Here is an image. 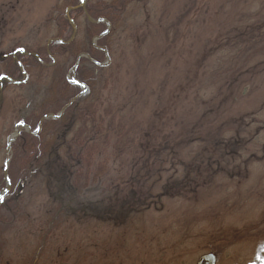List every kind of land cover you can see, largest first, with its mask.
Listing matches in <instances>:
<instances>
[{
  "label": "rangeland",
  "instance_id": "rangeland-1",
  "mask_svg": "<svg viewBox=\"0 0 264 264\" xmlns=\"http://www.w3.org/2000/svg\"><path fill=\"white\" fill-rule=\"evenodd\" d=\"M70 1L0 0V78L3 55L47 43L49 11ZM118 34L87 123L120 150L54 223L45 158L0 212V264H264V0H149ZM21 95L5 91L4 180Z\"/></svg>",
  "mask_w": 264,
  "mask_h": 264
},
{
  "label": "trees",
  "instance_id": "trees-1",
  "mask_svg": "<svg viewBox=\"0 0 264 264\" xmlns=\"http://www.w3.org/2000/svg\"><path fill=\"white\" fill-rule=\"evenodd\" d=\"M147 1L88 2L86 10H83L78 7L79 0H72L69 2V7L73 9L71 12L57 4L51 8L45 20V25L55 32L47 43L39 45L35 50L24 49V53L15 54L8 51L3 55V73L0 78V152L5 148V127L1 126V120L5 115L7 89L16 87L22 90L20 97L23 108L19 123L28 127L30 132L23 130L11 144L7 156V160L10 158L7 177L11 188L4 196L0 212L10 206L36 168L48 158L46 166L49 169L58 168L59 171L52 175L53 182L58 185L59 191L62 189L66 193H62L64 197L61 199L59 191L55 193L54 199L61 203L59 212L51 220L54 223L61 211L78 205L83 190L101 177L97 172L116 157L115 152L120 150V143L113 140L111 127L106 130L100 124L88 128L87 122L89 116H94L98 109H105L104 98L107 97L102 92L108 89L110 79L104 77L113 68V65L106 66L105 63L108 57L115 60V40L121 23L135 7ZM80 17L84 19L83 24L79 22ZM99 19H105L111 29L108 31L107 23L98 22ZM81 26L83 39L78 43L75 28ZM250 61L247 56V64ZM83 87L86 88L84 92ZM82 104H85L83 109L80 107ZM66 106L62 116L55 118ZM107 109H111L110 104ZM80 122L82 125L78 127ZM13 132L11 128L9 136ZM5 181L1 177L0 193L6 187Z\"/></svg>",
  "mask_w": 264,
  "mask_h": 264
},
{
  "label": "water",
  "instance_id": "water-1",
  "mask_svg": "<svg viewBox=\"0 0 264 264\" xmlns=\"http://www.w3.org/2000/svg\"><path fill=\"white\" fill-rule=\"evenodd\" d=\"M85 0H80V6L83 8V10H86L85 8ZM89 20L91 22L94 23V21L92 19L89 18ZM98 22H104L106 23V20L105 19H99ZM111 29V26L109 24V28H108V31ZM77 65H78V62L76 63L75 67L73 68L72 72L73 74H75V71L77 69ZM86 90L85 87H83V92ZM69 106V105H68ZM66 106L62 113L59 114L58 116H55V118H59L62 116L64 110L68 107ZM23 130H26L27 132H30V129L28 127H26L25 125H22L19 129H17L15 131V133L13 135L10 136L9 140H8V150H10L11 148V144L21 135V132ZM38 133V132H37ZM37 133H34V134H37ZM9 162H10V158L7 160V165H6V168H5V176H6V180H7V184H6V188L5 190L0 194V205L3 203V200H4V196L9 192L10 188H11V185H10V182H9V179L7 177V170H8V165H9Z\"/></svg>",
  "mask_w": 264,
  "mask_h": 264
}]
</instances>
